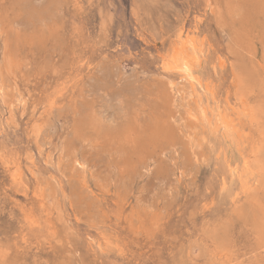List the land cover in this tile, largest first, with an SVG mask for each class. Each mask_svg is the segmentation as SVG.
<instances>
[{"label":"rangeland","instance_id":"374dc122","mask_svg":"<svg viewBox=\"0 0 264 264\" xmlns=\"http://www.w3.org/2000/svg\"><path fill=\"white\" fill-rule=\"evenodd\" d=\"M0 264H264V0H0Z\"/></svg>","mask_w":264,"mask_h":264},{"label":"bare ground","instance_id":"6f19581e","mask_svg":"<svg viewBox=\"0 0 264 264\" xmlns=\"http://www.w3.org/2000/svg\"><path fill=\"white\" fill-rule=\"evenodd\" d=\"M199 47L200 46H198L197 38L195 37L194 34H188L185 39L184 38L182 39L180 36L178 39V45L176 47V52H174L170 60L165 61L163 64L164 70L173 71L181 76L182 81H184L187 88L191 90L190 91L191 95L194 94L199 87L200 88L203 87L200 81V78L198 76L197 69H196L200 63L201 54H202ZM174 102H175V99H174ZM186 113H187L188 121L191 123V125L194 123L197 124L199 120H201L204 123L203 125H206L205 127L210 125L209 123L210 121L208 122L207 120L206 108L202 107L201 105L197 104L195 108L189 107ZM216 125H217V129H221V131L223 130V133L225 135L231 136L233 134V126L231 122L227 119L226 115H221L217 113ZM187 128H189V125ZM208 130H206V132L210 136L211 133L214 131L211 126L208 127ZM206 139H207L206 137H202L201 139L196 140L192 137L189 140V142L191 146L194 147V146H198L199 142H204V141L206 142Z\"/></svg>","mask_w":264,"mask_h":264}]
</instances>
